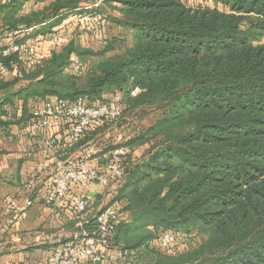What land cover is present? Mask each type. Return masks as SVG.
<instances>
[{"label":"trees","instance_id":"16d2710c","mask_svg":"<svg viewBox=\"0 0 264 264\" xmlns=\"http://www.w3.org/2000/svg\"><path fill=\"white\" fill-rule=\"evenodd\" d=\"M101 3L118 16L94 7ZM75 13L98 17L100 25L80 26ZM63 23L84 34H103L111 23L130 42L113 55L115 41L100 51L74 36L64 43ZM3 33L33 44L44 61L26 68L21 54L0 55L9 72L0 73V139L15 126L45 143L48 137L32 133L29 123L50 98L94 107L105 94L123 95L117 121L101 119L75 144L62 138L66 124L49 139L54 164L83 150L96 161L91 166L103 169L113 150H129L107 205L120 204L129 220L116 227L109 252L140 264H264V0H6ZM146 108L157 113L150 126L89 154L103 130ZM100 196L86 199L85 216ZM89 217L86 231L94 227ZM167 232L177 243L165 250L155 242Z\"/></svg>","mask_w":264,"mask_h":264},{"label":"built area","instance_id":"2783aa9c","mask_svg":"<svg viewBox=\"0 0 264 264\" xmlns=\"http://www.w3.org/2000/svg\"><path fill=\"white\" fill-rule=\"evenodd\" d=\"M11 1V0H8ZM95 4L94 7H98ZM89 10L90 8H86ZM71 19L74 23L83 26L89 24L100 25L98 17L88 14H73ZM16 34V33H15ZM13 34V35H15ZM6 46L0 49L2 57L21 54L26 68L40 66L44 57L39 55L33 44H18L12 35L6 40ZM53 42L57 41L56 37L52 38ZM39 38H35L33 43H38ZM74 71L80 66L72 60ZM0 73L8 74V70L0 64ZM21 72H17L20 76ZM137 91L131 92L135 96ZM123 95L113 94L105 102L94 106L87 107L82 99L68 102L62 99L50 98L40 107L32 112V119L29 128L32 133L42 132L47 138V145L51 146L50 137L56 133L59 128L66 124L62 132V138L70 143H78L88 127L97 123L101 119L117 121L121 117V104ZM129 155V150L124 147L112 151L110 160L103 169H97L91 166L89 156L80 150L65 160L56 162L54 168L49 174V181L45 195H39L38 199L42 200L47 207L56 206L65 198L70 190L85 183L97 182L102 188L108 190L123 176L122 163ZM35 204L33 198L9 199L3 208V223L0 226V235L4 230H9L21 223L26 212ZM71 207L76 216H84L88 210L86 198L78 196L72 199ZM129 217L124 213L120 204L114 203L105 206L94 217V227L90 231L83 229V224L78 227L77 231L66 242H55L47 264H113L116 259L109 246L113 240L116 227L120 223L128 222ZM86 224V222H85ZM54 236H47L46 241L51 242ZM177 243L176 235L167 232L164 233L155 244L162 249H169ZM125 253H117L119 259L125 257Z\"/></svg>","mask_w":264,"mask_h":264},{"label":"crops","instance_id":"0c3cea01","mask_svg":"<svg viewBox=\"0 0 264 264\" xmlns=\"http://www.w3.org/2000/svg\"><path fill=\"white\" fill-rule=\"evenodd\" d=\"M5 2L0 0V6ZM110 97L109 94L104 96ZM12 134L14 136L0 139V150L5 152L0 157V226L7 200L32 196L35 204L26 212L21 223L1 233L0 264H47L54 243L69 241L78 227L88 220L87 215L77 217L72 213V199L81 195L87 200H94L92 190H100L97 193H101L100 204L94 207L96 213L91 216L94 218L114 198L112 192L116 191L117 186L108 190H104L97 182L75 186L56 206L47 207L38 197L46 193L49 180H43L54 168L53 155L56 149L52 145L48 146L47 140L41 144V138L34 135ZM45 147L48 150L46 156L43 155V149L40 150ZM90 164L96 163L90 160ZM47 236H54V240L46 241Z\"/></svg>","mask_w":264,"mask_h":264},{"label":"rangeland","instance_id":"374dc122","mask_svg":"<svg viewBox=\"0 0 264 264\" xmlns=\"http://www.w3.org/2000/svg\"><path fill=\"white\" fill-rule=\"evenodd\" d=\"M99 9L101 12L104 13H108L110 15L113 16H118V14L116 13L115 10H113V8H110L106 5H101L99 4ZM73 27H70V29L68 28V26L66 24H62L59 26L61 35H63V39L62 41L65 43L66 41H68L69 39H72V37H76V41L83 47H87L93 51H100L105 47L106 42H110V41H115L114 45L118 48L120 47L122 44H125L126 46L129 45L130 39L129 36L123 32L122 30L118 29L117 27H115L114 25H112L111 23H109V25L105 27L103 34H101V30L96 29L93 33L91 34H84L83 32H79V31H74L72 30ZM1 36V35H0ZM54 37L57 38V36L54 35ZM4 39V40H2ZM9 39V35H7L6 33H3L2 36L0 37V40H2L3 43H8L6 40ZM1 44V43H0ZM119 50V48L113 52L112 54L110 53V55H113L114 53H117V51ZM6 81H11L13 79V77L11 76H7V77H3ZM19 85H24L23 83L19 84ZM18 85V86H19ZM157 118V113L150 108H146V109H142V110H135L131 113H125L123 115V118L117 122L114 123V125H112V127H108L107 129L103 130V132L97 136L96 141L94 142V144H90L89 146V154L94 155L97 154L98 149L101 150L103 148L106 147H116L118 145H120L122 143V141L128 140L129 138L133 137L137 131H139L142 128H146L148 126H150ZM18 128H15V126L11 127L10 129V133L8 136H14V134L12 133H17L19 132L17 130ZM143 149L138 150L137 152H135L134 157H140L142 154ZM90 160V158H89ZM92 161V160H91ZM96 163V161H95ZM49 178V174L45 175V178L43 181L48 180ZM100 191V190H99ZM98 191V192H99ZM92 192L94 193V199L95 197L98 195L96 190H92ZM96 193V194H95ZM113 194H115V190H113L112 192ZM100 203H98L99 206ZM104 206V204H102V207ZM99 209V207H98ZM97 209V210H98ZM96 213V211H93L92 214L90 216H94V214ZM89 215V214H88ZM89 217V216H88ZM91 218V217H89ZM75 230V228H74ZM199 239L196 240H192L190 243L191 244H195L198 243ZM156 246V245H155ZM179 247L180 244H178ZM112 255L116 258L114 259V263L113 264H140L137 263V261H132L128 258H121L119 259L117 257V252L112 251L111 252Z\"/></svg>","mask_w":264,"mask_h":264}]
</instances>
